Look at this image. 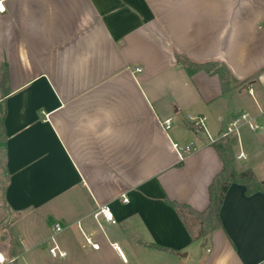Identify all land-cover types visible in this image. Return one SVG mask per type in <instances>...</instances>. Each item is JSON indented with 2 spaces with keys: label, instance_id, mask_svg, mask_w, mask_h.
I'll use <instances>...</instances> for the list:
<instances>
[{
  "label": "crops",
  "instance_id": "0c3cea01",
  "mask_svg": "<svg viewBox=\"0 0 264 264\" xmlns=\"http://www.w3.org/2000/svg\"><path fill=\"white\" fill-rule=\"evenodd\" d=\"M0 6V264H264V191L233 183L201 239L171 204H209L223 163L204 128L215 137L246 112L264 124V0ZM178 56L224 69L191 74ZM98 109L112 119L92 131ZM246 128L235 167L264 184V129ZM174 143L193 152L181 161ZM55 224L63 259L47 251Z\"/></svg>",
  "mask_w": 264,
  "mask_h": 264
},
{
  "label": "trees",
  "instance_id": "16d2710c",
  "mask_svg": "<svg viewBox=\"0 0 264 264\" xmlns=\"http://www.w3.org/2000/svg\"><path fill=\"white\" fill-rule=\"evenodd\" d=\"M178 57L179 60L185 64L191 74L201 68H205L210 71L215 69L217 72L224 69L217 68L214 63L196 64L191 62L185 56ZM189 127L195 131L200 130V127L194 123H189ZM0 136L2 138V142H5L6 135L3 130V115L0 116ZM233 144V141L227 139H220L210 144L220 155L223 166L221 171L214 177L209 186V204L205 210L197 211L185 204L171 203L174 207H176V209H178L182 216H184L185 213L191 214L196 216L201 221V229L196 234V239H201L221 227L219 217L220 210L223 205L225 194L233 183L245 185L248 195L257 191H264V184L255 176L251 169H246L241 172L236 170L234 166L235 155L233 151Z\"/></svg>",
  "mask_w": 264,
  "mask_h": 264
},
{
  "label": "built area",
  "instance_id": "2783aa9c",
  "mask_svg": "<svg viewBox=\"0 0 264 264\" xmlns=\"http://www.w3.org/2000/svg\"><path fill=\"white\" fill-rule=\"evenodd\" d=\"M4 10V8H3ZM262 28V26H260ZM141 69H137V71H140ZM249 92L253 94V90L249 89ZM264 114V111L262 112ZM205 118H197L195 120V125L204 128ZM173 125V120L167 119L164 122H162V126L166 132H168ZM244 127H247L249 130L253 132H258L264 129V124L259 123L256 121L254 117H252L249 113H242L237 116H235L220 132L217 136L213 137L209 132L204 128V133L206 134L207 142L209 144L220 140V139H227L231 140L236 144L241 145V134L242 129ZM177 154L178 158L183 161L185 160L192 152L193 149L191 146L187 145L184 147L179 146L178 144H173ZM238 160H244L246 159L245 153L241 150V152L236 156ZM124 201H127V198H124ZM98 215H103V217L106 220L114 222L113 214L110 212L108 208H100ZM63 230V227L60 224H55L54 226V232L53 234L46 240L47 243V251L48 254L55 259H63L67 257V252L62 249V247L59 245L57 241V235ZM94 247H97V245H94ZM116 250L121 254L122 259L126 260V257L123 255L121 248L119 246H115Z\"/></svg>",
  "mask_w": 264,
  "mask_h": 264
},
{
  "label": "rangeland",
  "instance_id": "374dc122",
  "mask_svg": "<svg viewBox=\"0 0 264 264\" xmlns=\"http://www.w3.org/2000/svg\"><path fill=\"white\" fill-rule=\"evenodd\" d=\"M245 93L247 94V91ZM245 136H247V134ZM244 138L246 139V137H244ZM235 144L236 143L233 144V151H234V155H235V162L237 161L238 167L241 168L242 165H245L247 162H245L244 160H238L236 158L237 152H236ZM262 151H263V153L262 154H259L260 155L259 158H262V162L258 166H256V173H257L258 176H263L264 175V148L262 149ZM234 166H235V164H234ZM238 172H241V171H238ZM185 215H186V217H185L186 220L190 224H192V223L194 224V227L196 229V234H197L199 232V230L201 229V221L196 216H194V215L187 214V213H185ZM187 216H188V218H187Z\"/></svg>",
  "mask_w": 264,
  "mask_h": 264
},
{
  "label": "clouds",
  "instance_id": "9594fccd",
  "mask_svg": "<svg viewBox=\"0 0 264 264\" xmlns=\"http://www.w3.org/2000/svg\"><path fill=\"white\" fill-rule=\"evenodd\" d=\"M112 119L111 113L105 109H98L97 114L90 115L86 114L84 116L85 121V127L96 131L98 126L103 124L105 121H110ZM108 129H105L104 131H107Z\"/></svg>",
  "mask_w": 264,
  "mask_h": 264
},
{
  "label": "snow or ice",
  "instance_id": "6c2138e0",
  "mask_svg": "<svg viewBox=\"0 0 264 264\" xmlns=\"http://www.w3.org/2000/svg\"><path fill=\"white\" fill-rule=\"evenodd\" d=\"M0 11H3V7L2 6H0ZM0 259H3L2 257H0Z\"/></svg>",
  "mask_w": 264,
  "mask_h": 264
}]
</instances>
